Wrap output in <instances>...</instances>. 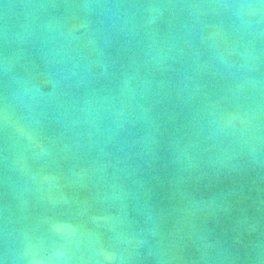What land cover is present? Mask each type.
<instances>
[{
    "label": "water",
    "instance_id": "95a60500",
    "mask_svg": "<svg viewBox=\"0 0 264 264\" xmlns=\"http://www.w3.org/2000/svg\"><path fill=\"white\" fill-rule=\"evenodd\" d=\"M0 264H264V0H0Z\"/></svg>",
    "mask_w": 264,
    "mask_h": 264
}]
</instances>
